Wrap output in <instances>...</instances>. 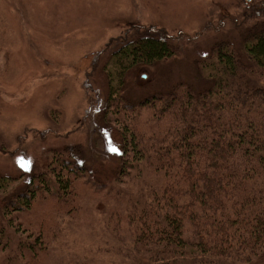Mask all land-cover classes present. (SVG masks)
Returning a JSON list of instances; mask_svg holds the SVG:
<instances>
[{"label": "trees", "instance_id": "1", "mask_svg": "<svg viewBox=\"0 0 264 264\" xmlns=\"http://www.w3.org/2000/svg\"><path fill=\"white\" fill-rule=\"evenodd\" d=\"M258 1L245 8L242 21L232 22L237 43H215L196 62L203 86L180 83L133 103L122 93L127 74L182 55L183 49L173 44L176 38L153 28H132L110 40L100 52L106 55L107 92L94 104L115 145L117 167L106 172L112 180L77 145L51 150L45 165L28 175L0 176V252L9 244L8 227L22 234V222L44 226L47 233L56 230L57 244L66 222L90 224L100 212L112 239L105 253L118 264H260L264 3ZM21 242L14 252L22 264H40L35 262L45 249L40 235ZM101 249L65 251L56 264H92Z\"/></svg>", "mask_w": 264, "mask_h": 264}, {"label": "rangeland", "instance_id": "2", "mask_svg": "<svg viewBox=\"0 0 264 264\" xmlns=\"http://www.w3.org/2000/svg\"><path fill=\"white\" fill-rule=\"evenodd\" d=\"M254 1L260 3L0 0V176L28 175L45 165L51 150L77 145L89 164L111 181L113 177L106 174L117 167L115 145L106 137L107 130L94 104L107 92L102 72L106 55L100 52L129 29H157L176 38L173 44H179L182 55L128 73L124 97L135 103L180 83L203 86L196 62L206 58L215 43H237L232 22L242 21L245 8ZM195 35L199 37L193 42ZM86 75L91 78V86L85 84ZM256 82L261 86L260 80ZM97 206L103 208L101 203ZM44 214L56 220L50 212ZM94 216L90 224L81 219L66 222L65 234L57 244L56 230L47 233L44 226L43 230L31 228L18 218L26 233L8 227L9 244L0 252L1 264H22L14 250L21 241L33 242L38 235L45 243L35 260L40 264H56V258L60 260L71 252L81 255L94 245L102 249L92 264H118L113 254L105 253L112 239L104 219L100 212ZM121 236L127 235L122 231Z\"/></svg>", "mask_w": 264, "mask_h": 264}]
</instances>
